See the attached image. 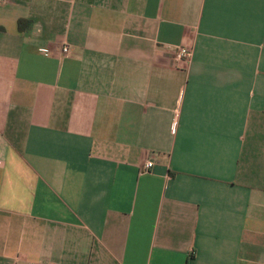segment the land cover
Returning <instances> with one entry per match:
<instances>
[{
	"label": "crops",
	"instance_id": "0c3cea01",
	"mask_svg": "<svg viewBox=\"0 0 264 264\" xmlns=\"http://www.w3.org/2000/svg\"><path fill=\"white\" fill-rule=\"evenodd\" d=\"M0 264H264V0H0Z\"/></svg>",
	"mask_w": 264,
	"mask_h": 264
},
{
	"label": "built area",
	"instance_id": "2783aa9c",
	"mask_svg": "<svg viewBox=\"0 0 264 264\" xmlns=\"http://www.w3.org/2000/svg\"><path fill=\"white\" fill-rule=\"evenodd\" d=\"M62 52L64 55H68L70 53L69 47L68 46L63 47ZM175 53H176L177 59L179 60H188L191 57V51L187 48L175 49ZM145 167L147 169H150L153 167V164L151 162L146 163Z\"/></svg>",
	"mask_w": 264,
	"mask_h": 264
}]
</instances>
